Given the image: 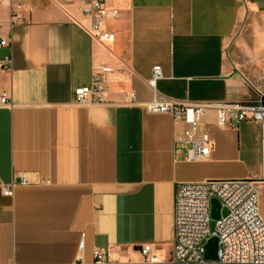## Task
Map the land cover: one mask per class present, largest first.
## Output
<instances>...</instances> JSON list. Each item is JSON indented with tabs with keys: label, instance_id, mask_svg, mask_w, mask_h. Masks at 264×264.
Listing matches in <instances>:
<instances>
[{
	"label": "crops",
	"instance_id": "0c3cea01",
	"mask_svg": "<svg viewBox=\"0 0 264 264\" xmlns=\"http://www.w3.org/2000/svg\"><path fill=\"white\" fill-rule=\"evenodd\" d=\"M32 7L11 24V4ZM95 39L77 0H2L0 36L11 70L0 69V264H73L79 243L113 249L121 264H144L140 247L169 259L174 196L180 182L253 178L260 173L262 123L218 124L209 108L198 135L211 153L189 160L187 124L150 112L157 89L189 103L261 99L264 93V0H109ZM114 10L117 12L115 13ZM104 76L108 102L80 105L74 89ZM130 92L136 93L131 102ZM17 175L29 183L6 196ZM264 187V186H263ZM264 216V190L260 197Z\"/></svg>",
	"mask_w": 264,
	"mask_h": 264
},
{
	"label": "built area",
	"instance_id": "2783aa9c",
	"mask_svg": "<svg viewBox=\"0 0 264 264\" xmlns=\"http://www.w3.org/2000/svg\"><path fill=\"white\" fill-rule=\"evenodd\" d=\"M2 0H0L1 3ZM109 0H77L79 10L91 19L88 32L97 40H115V33L105 27ZM32 7L26 2L11 4V24L28 22ZM116 13L117 11L114 10ZM7 37L0 36V50L10 47ZM11 53L0 57V69L11 70ZM161 65L153 67L150 85L154 95L145 107L150 112L169 113L175 120L187 124L181 140L191 144L189 160L205 159L213 149V141L208 132L198 135L199 124L205 111L214 108L218 124L232 125L233 121L258 120L262 123L260 173L253 178L209 179L199 182H180L174 196L173 245L169 259H162L153 252L151 245L140 247L144 264H264V216L261 212L260 196L264 186V104L261 99H241L235 101H188L167 95L157 89V81L163 78ZM107 87L102 74H96L90 85L74 89V102L80 105L102 104L108 102ZM263 93H261L262 96ZM131 102L136 101V93L130 92ZM0 105H13L7 92L0 94ZM29 183L22 175L13 178L9 185H2L6 196L14 195L17 185ZM217 198L222 205L221 217L216 227H211L212 200ZM218 237L217 259L205 258V243ZM85 241L79 243V252L73 264H85L82 251ZM93 264H121L114 257L113 249L94 248Z\"/></svg>",
	"mask_w": 264,
	"mask_h": 264
},
{
	"label": "water",
	"instance_id": "95a60500",
	"mask_svg": "<svg viewBox=\"0 0 264 264\" xmlns=\"http://www.w3.org/2000/svg\"><path fill=\"white\" fill-rule=\"evenodd\" d=\"M261 102L264 104V93L261 96ZM212 217L214 219H219L221 217V210L222 205L221 202L217 198H213L212 200ZM218 237L212 236L210 237L205 243V253L204 256L208 260H215L217 259V252H218Z\"/></svg>",
	"mask_w": 264,
	"mask_h": 264
},
{
	"label": "rangeland",
	"instance_id": "374dc122",
	"mask_svg": "<svg viewBox=\"0 0 264 264\" xmlns=\"http://www.w3.org/2000/svg\"><path fill=\"white\" fill-rule=\"evenodd\" d=\"M264 190V187L261 189V192ZM261 197V196H260ZM225 211L224 210H222V213H224ZM211 227L213 228V229H215V227H216V220L215 219H212V221H211Z\"/></svg>",
	"mask_w": 264,
	"mask_h": 264
}]
</instances>
